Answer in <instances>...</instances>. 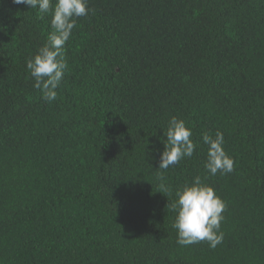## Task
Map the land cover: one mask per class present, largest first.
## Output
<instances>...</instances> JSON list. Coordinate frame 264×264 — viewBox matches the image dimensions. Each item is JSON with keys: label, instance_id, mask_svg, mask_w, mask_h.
<instances>
[{"label": "trees", "instance_id": "16d2710c", "mask_svg": "<svg viewBox=\"0 0 264 264\" xmlns=\"http://www.w3.org/2000/svg\"><path fill=\"white\" fill-rule=\"evenodd\" d=\"M88 6L48 103L26 61L51 15L0 0V264H264V0ZM173 116L197 148L158 169ZM217 130L234 170L212 176ZM196 176L226 203L215 249L177 243Z\"/></svg>", "mask_w": 264, "mask_h": 264}, {"label": "clouds", "instance_id": "9594fccd", "mask_svg": "<svg viewBox=\"0 0 264 264\" xmlns=\"http://www.w3.org/2000/svg\"><path fill=\"white\" fill-rule=\"evenodd\" d=\"M13 3L38 9L40 19L51 15V31L46 43L26 61L30 76L35 81L34 88L41 91L44 101L51 103L57 99L58 89L69 67L65 46L76 27L75 18L86 17L91 11L88 0H55L54 3L53 0H13ZM164 135L167 139L163 141L165 148L160 154L158 169L167 170L183 158L193 156L197 144L192 140V130L184 120L171 117ZM202 140L208 146L204 165L206 171L212 176L231 173L234 160L223 147V133L217 130L214 137L205 133ZM159 179H164L163 173ZM160 187L163 189L161 193L168 191L164 184ZM176 196L178 199L171 205V210L177 213L173 224L178 233L177 243L189 246L206 241L210 248L215 249L223 241L221 224L226 209L224 200L212 186L203 183L199 176L178 190Z\"/></svg>", "mask_w": 264, "mask_h": 264}]
</instances>
